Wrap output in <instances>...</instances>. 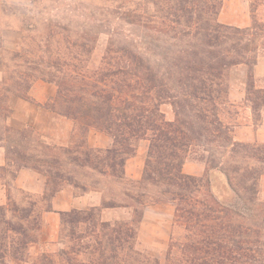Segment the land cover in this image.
Segmentation results:
<instances>
[{"label":"trees","instance_id":"16d2710c","mask_svg":"<svg viewBox=\"0 0 264 264\" xmlns=\"http://www.w3.org/2000/svg\"><path fill=\"white\" fill-rule=\"evenodd\" d=\"M222 2H137L142 14L134 9L126 16L129 23L141 22L175 42L170 49L150 54L159 56L158 61L147 56L145 51L151 49L111 43L102 57L103 68L88 75L76 73L67 60L33 56L22 61V71H11L2 80L0 126L12 112L8 96L30 101L28 81L40 80L56 88L55 96L41 107L70 120L75 137L57 147L38 138L42 151L36 157L15 152L11 180L21 168L43 176L44 212H53L51 198L65 187L78 196L95 191V178L107 180L102 208L132 212L127 220L111 222L102 221L101 209L95 207L57 212V243L67 238L70 246L55 253L54 260L42 255L39 264H126L128 258L135 264H160L139 258L134 246L144 208L164 204L173 207V226L184 231L182 239H170L164 264H264V145L235 142L231 126L222 119L228 74L244 66L246 100L255 124L260 120L264 89L254 88L252 70L264 30L254 21L247 28L219 23ZM163 105L171 107V121L165 119ZM90 130L109 137L111 147H89ZM141 141L148 144L141 178L126 179L125 162L135 156ZM190 155L204 163L203 178L183 173ZM35 207L32 202L21 209L18 223L5 222L0 260L25 262L28 245L36 243L40 233ZM6 232L15 240L7 241ZM81 249L87 258L77 263L74 256Z\"/></svg>","mask_w":264,"mask_h":264},{"label":"rangeland","instance_id":"374dc122","mask_svg":"<svg viewBox=\"0 0 264 264\" xmlns=\"http://www.w3.org/2000/svg\"><path fill=\"white\" fill-rule=\"evenodd\" d=\"M137 2L140 0H0V89L3 87L2 80L5 76L11 71H22L23 68L20 67L22 61L29 60L33 56L48 57L60 62L67 60L75 67L76 73L85 75L103 68L102 57L105 48L111 43L117 45L130 43L138 46L142 51L151 49L145 51L151 61L160 60L159 56L150 54L154 51L160 53L170 49L171 44L175 42L154 34L143 27L141 22L129 23L126 16L134 9L140 8L135 12L142 14V5L141 3L137 5ZM250 4L254 12L259 6L264 5V0H251ZM257 18V13L253 14V21L258 24ZM259 43L260 41L256 44ZM13 47L17 49L14 50ZM15 54L21 57H15ZM239 78H241L239 71H230L227 83L229 80ZM47 84L40 80L28 81L30 87L28 92L32 89L36 98L29 97L30 101L27 102L35 110H38V105L42 106L49 101H42V93L45 94L50 86L56 90L53 85ZM8 98L10 99L11 96ZM161 110L166 120L173 119L169 105L161 106ZM235 111L236 109L228 104L224 105L223 122H232ZM65 120L67 121L64 123H62L64 119L58 122L55 131H43V128L32 126V123L11 119L9 115L4 126H0V140H2L0 162L4 164L1 167L5 168L4 171H0V206L3 208L0 211V236L6 231L5 222L10 225L18 223L21 209L27 208L32 202H36L33 214H37L40 220L39 237L36 243L28 245L25 262L5 257L0 260V264H39L42 255L48 254L54 260L55 253L61 250L67 251L70 246L67 238L61 244L57 243L59 215H45V204L40 203V196L17 189L13 186L10 177V174L16 170L15 164L12 163L15 160V152L27 156H39L42 149L38 145V138L42 140L41 142L45 144L48 142L49 145L56 147L59 146L58 142H65L61 138L65 137V132L69 127L71 128V125L73 131V123L66 118ZM51 134L60 138L57 141L48 140ZM74 138L72 132L70 142L74 141ZM189 158L193 159L194 156L190 155ZM95 181L97 182L95 188H102L108 182L96 178ZM111 187L121 188L113 184ZM65 189L69 190L70 194L75 192L70 187ZM14 208L17 211H13ZM119 212L117 220H127L132 213L131 210L123 208ZM172 212L173 207L170 204L149 205L144 208L142 221L146 213L147 223L142 231L140 224L134 246L135 251L140 254L139 258L145 257L164 264L170 239L183 238V229L173 226ZM5 235L10 238L7 241L15 240L16 236L11 232H6ZM51 238H54L53 241H49ZM81 252L74 256L77 263L87 258V253L82 249ZM175 256H177L176 252L173 251L172 257ZM126 264L135 263L128 258Z\"/></svg>","mask_w":264,"mask_h":264},{"label":"crops","instance_id":"0c3cea01","mask_svg":"<svg viewBox=\"0 0 264 264\" xmlns=\"http://www.w3.org/2000/svg\"><path fill=\"white\" fill-rule=\"evenodd\" d=\"M250 3L251 0H223L221 9L217 16V21L223 25L237 28H247L253 23V14L257 13V21L262 25L264 30V5L259 6L258 9L253 12ZM12 49L16 50L17 47H13ZM232 71H239L241 78L233 79L231 81L229 80L228 82L227 103L230 107L235 108L236 111L233 121L226 124L231 126V134L235 142L264 145V108L260 110V120L255 124L250 103L246 100L245 67L238 66L232 69L231 72ZM252 73L254 88L264 89V35L262 38V46L257 55V60ZM55 94L56 90L50 86L45 94H41L43 99L42 101L51 100ZM27 95L31 98H36V94L32 89ZM9 107L12 111L10 115L11 119L15 118L23 123H32V126L35 125L37 128H43V131H55L58 127V122L62 121V119H64L62 123L67 121L65 118L44 109L41 106H37L38 110H35L27 101L14 96H11L9 99ZM71 134L72 125L71 128L69 127L67 132H65V137L61 138L65 142H58L57 144L59 146H67L70 143ZM53 135L54 134H51V138H48V140L57 141L60 138V136L57 138ZM87 143L89 147L92 148L106 149L111 147L112 140L102 133L89 131ZM46 144L49 143L46 142ZM147 145L146 141L139 142L135 156L125 162L124 174L126 179L139 180L141 178ZM1 148L2 147H0V149ZM3 165V162H0V167ZM182 171L187 175L203 178L205 175L204 163L188 157L183 164ZM12 183L17 189L39 196L43 195L45 188V178L43 176L24 168L17 171L16 177ZM260 183V199L264 202V176L261 177ZM107 188L108 187L106 185H103L102 188L98 187L95 188V191H89L78 196L73 193L70 194L69 190L64 188L51 198L50 203L53 212H46L45 215H57V212H66L72 209L87 210L95 207L101 209L100 216L102 221L111 222L117 220L120 213L119 211L122 208H102ZM144 216L145 217L143 218L140 226L141 231L147 223L146 213ZM53 239L54 238H51L49 241H53Z\"/></svg>","mask_w":264,"mask_h":264}]
</instances>
